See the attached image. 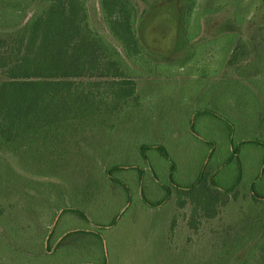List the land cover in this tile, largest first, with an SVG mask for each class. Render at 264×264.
<instances>
[{
	"label": "rangeland",
	"instance_id": "rangeland-1",
	"mask_svg": "<svg viewBox=\"0 0 264 264\" xmlns=\"http://www.w3.org/2000/svg\"><path fill=\"white\" fill-rule=\"evenodd\" d=\"M195 18L205 26L195 40V28L188 33L192 41L180 44L172 42L175 30H155V55L126 61V78L136 83L131 98L116 99L104 84L113 79L104 78L95 90L103 98L97 113L73 119L57 141H36L21 157L20 146L0 152V264H63L66 250L88 252V242L72 234L56 256L41 257L54 216L68 207L85 213L63 214L49 246L66 230L97 231L98 222H112L127 205L128 219L143 203L141 190L149 201L164 199L159 183H170V162L156 148L146 152L147 162L140 147L169 148L184 172L179 179L192 182L209 152L197 157L194 146L179 153L176 146L199 135L207 151L215 150L207 174L214 172L208 184L218 197L216 216L206 217L191 199L182 206L183 194L174 191L164 206L148 209L153 226L146 243L136 230L106 229L109 254L122 248L125 264H264V199L250 188L258 177L255 187L264 198V148L244 145L240 179L237 163L227 164L232 138L264 141V0H198ZM226 20L230 27L221 32ZM117 165L127 168L106 174Z\"/></svg>",
	"mask_w": 264,
	"mask_h": 264
},
{
	"label": "trees",
	"instance_id": "trees-1",
	"mask_svg": "<svg viewBox=\"0 0 264 264\" xmlns=\"http://www.w3.org/2000/svg\"><path fill=\"white\" fill-rule=\"evenodd\" d=\"M197 10L198 0H0V152L20 146L21 157L24 149H29L26 154L33 150L36 141H57L73 119L97 113L103 98L95 90L104 78L113 79L104 84L116 99L131 98L136 83L126 78V61L155 55L150 45L155 30H175L172 42L180 44L192 41L188 33L195 28V40L205 30L195 18ZM223 23L221 32L231 24ZM206 27L211 30L209 21ZM245 143L264 147L257 139L232 138V159L239 158ZM153 148L169 160L172 177L176 164L164 146H141L143 157L150 162L146 152ZM123 168L117 165L106 172ZM208 178L204 168L194 184L179 189L213 218L218 197ZM160 185L166 197L152 202L143 193L147 206L158 208L171 199L172 188ZM252 192L255 199H264L254 187ZM64 210L85 216L72 207ZM118 219L106 226H114ZM96 235L104 239L100 231Z\"/></svg>",
	"mask_w": 264,
	"mask_h": 264
},
{
	"label": "crops",
	"instance_id": "crops-1",
	"mask_svg": "<svg viewBox=\"0 0 264 264\" xmlns=\"http://www.w3.org/2000/svg\"><path fill=\"white\" fill-rule=\"evenodd\" d=\"M233 123V122H232ZM235 124V123H234ZM183 136V135H182ZM176 137H179V135L178 136H176ZM185 139V140H184ZM197 139H200V140H197ZM245 139H248V138H241V140H245ZM253 139H256V138H253ZM184 140V141H183ZM192 141V142H194V143H197V142H199V143H202V144H204L207 148H205L204 149V147H201V146H198V145H196V144H194V143H191L190 141ZM241 140H239V141H241ZM201 141H203V142H201ZM206 139H204V138H202L200 135L199 136H197V138H194V137H192V136H189V137H182V140L180 141L181 143L180 144H182V145H180V147H179V145H177L176 146V149H177V151H178V153H179V151L181 150V149H183V148H185L186 146H188V145H191V146H194V148L197 150L196 151V155H197V157H200L199 156V154H198V152H200V154H202V153H204L205 152V155H206V152H209V157L205 160V161H200V170H199V173L196 175V178L192 181V182H189L191 179H190V177H188V176H186L187 177V182H182L179 178H181L182 177V175L184 174V172H180V170L178 171L177 170V164H176V161H175V159L173 158L174 157V154H173V152H172V154H170L171 152L169 151V148H167L166 146H164V145H162V146H164L165 148H166V150H167V152H168V154H169V156L171 157V159H172V161H174L175 162V164H176V169H175V171H174V173H173V176L171 177V165H170V170H169V174H168V179H169V181H170V183H162V185H165V186H167V185H169L171 188H172V191L174 192V191H176L177 192V194H183L182 196H183V199H181V200H179L180 202H181V204H182V206L186 203V202H188L189 201V198L188 197H185L184 196V194H185V191L186 190H184L183 188L182 189H179V186L180 187H188V186H190V185H192V184H194L195 182H196V180L198 179V177H199V175H200V173H201V171L205 168V170L206 171H208L207 169H208V166H209V163L211 162V158L213 157V155H214V153H215V150H209V151H207L208 150V146L207 145H209V144H207L206 143ZM238 141V142H239ZM264 142V141H263ZM185 143H189V144H185ZM207 144V145H206ZM246 144H252V145H255V146H260L259 144H256V143H245V144H243L242 146H241V150H240V154H239V158L237 159H232V146H231V140L229 141V145H230V156H229V158H228V161H227V164L228 163H232V162H236L237 163V166H238V175H237V177L240 179L241 177H242V174H243V168H242V148L244 147V145H246ZM260 147H262V146H260ZM204 149V151H201V149ZM214 148H216V147H214ZM262 148H264V147H262ZM154 149V148H153ZM199 149V150H198ZM172 155H173V157H172ZM165 157V156H164ZM167 159V158H166ZM168 160V159H167ZM169 161V160H168ZM263 164H264V161H263ZM127 168V167H126ZM218 168H221V169H223V166L222 165H220ZM124 169V168H123ZM185 169V168H184ZM120 170H122V169H120ZM184 171V170H183ZM197 171V169L195 170V172ZM106 174H107V172H106ZM158 173L156 172V174H155V177H158V175H157ZM210 175H211V178H213V176H212V174H214V172L213 171H211L210 173H209ZM183 178V177H182ZM254 178V180H252V182H251V185H250V188H251V192H252V188L254 187V189H255V191L257 192V190H256V184H257V181H258V177H253ZM140 179H141V181H142V177H140ZM214 179V178H213ZM210 183H211V181H210ZM210 183H209V185H210ZM125 187H126V189L128 190V188H127V186L126 185H124ZM159 186L161 187V188H163L161 185H160V183H159ZM168 186V187H169ZM164 189V188H163ZM144 193V191L143 190H141V196H142V194ZM253 193V192H252ZM174 194V193H173ZM120 196H122L123 195V193L121 192L120 194H119ZM173 196V195H172ZM172 198V197H171ZM142 200H143V198H142ZM171 200V199H170ZM169 200V201H170ZM168 201V202H169ZM130 203V202H129ZM34 205V204H33ZM165 205V204H164ZM164 205H162V206H164ZM29 206V205H28ZM37 205H35V207H36ZM135 207V209L133 210V212H132V214H131V216L130 217H128V219L126 218L125 219V213H122V212H124V211H128L129 210V206L127 205V206H125V208L123 209V211L121 212V213H119L118 215H116V217H119V219H118V221H117V223L114 225V226H112V227H108V226H106V225H109V224H111L112 222H110V223H101V222H98L99 223V227L100 228H98L97 229V231H100L102 234H103V236H104V231L106 230V229H110V228H118V230H120V231H124L125 229H131V230H133V231H137V235H138V237H139V239H141V241H144V243H146L150 238L148 237V235L149 236H151L152 235V230H151V227L153 226V222H152V220H150V218H149V213H148V209L150 210V208H152V207H150V206H147L145 203H144V201H143V203H141V204H139V205H134ZM138 206V207H137ZM34 207V208H35ZM161 207V206H160ZM131 208V207H130ZM159 208V207H158ZM71 212L72 210H64V208H62L59 212H58V215H55L54 216V218H55V220L46 228L48 231H47V236H46V242H47V245L45 246V248L47 249H45V252H44V254H40L41 255V257H44V256H47V257H52V256H56L57 255V252H58V249L60 248V247H62V246H66L68 243H69V241H67L66 242V240L70 237V236H72V234L74 235V236H76L75 237V240H78V241H81V240H85V241H87L88 242V244L90 245V250L88 251V252H86L85 253V251H81L80 252V250H81V248L79 249V250H77V249H73L74 250V252H72V251H70V250H66V252L65 253H63V255H61V257H62V262H63V264H125V259H124V253H123V251H122V248L121 249H119L118 248V250H117V252L115 253V251H112V254H113V259H112V257H111V255L109 254V250H108V248H107V244H106V238H104L103 240H100L99 241V237L96 235V232L97 231H94V230H88V231H86V230H77V231H75V230H73V231H64L62 234H61V236L59 237V239L57 240V242L56 243H52V245H50L49 246V241L51 240V238H52V236H53V234H58L57 232L59 231V227L58 226H60V223H58L59 222V220H60V218H61V216L63 215V214H65L66 212ZM57 214V213H56ZM81 215V214H80ZM127 215H128V213H127ZM98 223H96L95 225L97 226V224ZM161 223H162V221H161ZM167 223V222H166ZM165 225V224H164ZM101 226H105L104 227V230H103V228L101 227ZM165 227H166V225H165ZM101 229V230H100ZM39 231V228L35 231V232H38ZM85 236H87V237H85ZM136 235H134V237H135ZM136 238V237H135ZM138 240V239H137ZM97 241H99V243L97 242ZM114 241H117V239H115ZM101 242H103V244H101ZM71 249V248H70ZM139 252H141V251H139ZM89 253H91L92 255H94V257L92 256V258L90 259V258H88V255H89ZM114 253H115V255H114ZM117 253H118V257H116V255H117ZM78 257H81V259H82V262H78L77 261V258ZM116 257V258H115ZM83 259H86V260H83ZM38 264H39V262H38ZM128 264V263H127Z\"/></svg>",
	"mask_w": 264,
	"mask_h": 264
}]
</instances>
